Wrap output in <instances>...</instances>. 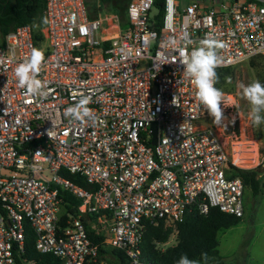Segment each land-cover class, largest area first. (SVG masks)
I'll return each instance as SVG.
<instances>
[{
    "label": "built area",
    "instance_id": "2783aa9c",
    "mask_svg": "<svg viewBox=\"0 0 264 264\" xmlns=\"http://www.w3.org/2000/svg\"><path fill=\"white\" fill-rule=\"evenodd\" d=\"M217 2L205 8L193 0L179 11L165 0L158 24L154 0H129L124 23L109 11L89 16L84 0H45L41 41L29 24L4 36L0 264H20L26 227L35 249L61 264H113L101 247L122 252L125 264H151L140 251L147 223L176 235L191 206L243 216L235 168L250 169L244 164L256 157L264 172V152L201 124L209 115L180 59L208 37L225 45L217 68L264 55V0ZM33 48L44 53L37 78L46 98L27 95L14 75ZM82 97L94 123L65 114ZM60 191L79 202L74 213L65 212Z\"/></svg>",
    "mask_w": 264,
    "mask_h": 264
},
{
    "label": "trees",
    "instance_id": "16d2710c",
    "mask_svg": "<svg viewBox=\"0 0 264 264\" xmlns=\"http://www.w3.org/2000/svg\"><path fill=\"white\" fill-rule=\"evenodd\" d=\"M89 16H95L99 11L117 13L122 23L126 20V5L129 0H84ZM165 0H154V7L158 11L156 19L158 24L164 11ZM45 0H0V43L4 36L16 26L29 24L32 28L33 38L42 40L41 28L44 24ZM257 60L264 61V55L253 57L249 63L255 65ZM218 89L230 92L235 81L232 67L216 68ZM264 152V151H263ZM236 175L241 177L244 186H250L254 193L259 192L261 180L257 168H235ZM68 178L76 181L81 186L89 188L88 184L77 174L65 173ZM77 177V178H76ZM63 199V208L67 213H74L78 201L65 191H60ZM67 218L66 213L61 215V221ZM242 217L220 211L217 207H210L206 214H202L195 206L186 210L184 219L177 224L176 242L161 249L160 245L166 243L172 234L171 227L153 226L149 223L143 231L140 243L141 256L151 264H178L181 256H187L198 264H223L222 256L218 250L217 233L236 225ZM97 239L102 240V236ZM100 252L104 258L113 264H125L126 259L122 252L101 247ZM202 254H206V257ZM20 264H61L59 258L51 253H40L35 249L33 232L26 227L24 249L17 257Z\"/></svg>",
    "mask_w": 264,
    "mask_h": 264
},
{
    "label": "rangeland",
    "instance_id": "374dc122",
    "mask_svg": "<svg viewBox=\"0 0 264 264\" xmlns=\"http://www.w3.org/2000/svg\"><path fill=\"white\" fill-rule=\"evenodd\" d=\"M175 1L178 4V10L183 11L186 5L193 0ZM213 2L217 3V0H213ZM232 70L236 78L233 87L230 92L223 91L224 98L221 107L225 119L220 125L215 126L220 129L227 140L237 139L243 145H248L251 149L257 148L259 152H263L264 124L259 128L252 125L249 119L250 106L246 100L241 98L239 84L244 83L247 85L255 80L264 84V61L257 60L255 65H252L248 60L233 66ZM201 124L204 126L214 125L210 116L203 120ZM234 134H236V137ZM247 155L252 156L253 154ZM256 161L255 157L254 161H249L244 165L255 168L257 166ZM224 168L226 169L227 166ZM257 170L261 174V168L258 167ZM260 180L259 192L254 193L250 186L244 188V215L241 220L236 225L217 233L218 250L223 257V264H264V180L261 177ZM175 242L176 235L172 234L169 240L161 244L160 247L165 249Z\"/></svg>",
    "mask_w": 264,
    "mask_h": 264
},
{
    "label": "clouds",
    "instance_id": "9594fccd",
    "mask_svg": "<svg viewBox=\"0 0 264 264\" xmlns=\"http://www.w3.org/2000/svg\"><path fill=\"white\" fill-rule=\"evenodd\" d=\"M170 43L175 44L176 41ZM223 43L217 42L214 38L208 37L186 53L180 59L183 68V76L195 86V99L198 106L202 107L212 117L214 125H220L225 119L222 110L224 93L215 85L218 82L216 68L220 66L221 60L217 55V48H223ZM44 62L43 50L33 48L25 60L19 63L14 69L18 85L25 89L29 96L46 98L47 91L44 82L39 80L38 74ZM240 96L249 104V119L252 125L259 128L264 124V84L258 80L245 85L239 84ZM175 98H173L174 103ZM89 100L82 97L78 103L66 110V115L75 120H85L94 123L95 117L87 107ZM234 119V118H233ZM231 122V121H230ZM206 257V254H202ZM178 264H198L187 256H181Z\"/></svg>",
    "mask_w": 264,
    "mask_h": 264
},
{
    "label": "crops",
    "instance_id": "0c3cea01",
    "mask_svg": "<svg viewBox=\"0 0 264 264\" xmlns=\"http://www.w3.org/2000/svg\"><path fill=\"white\" fill-rule=\"evenodd\" d=\"M217 4H218V2L215 3V2H213V0L212 1H208V0L207 1H203V6L205 8H208V7H211V6H217ZM259 177H261L264 180V172H261V174H259Z\"/></svg>",
    "mask_w": 264,
    "mask_h": 264
},
{
    "label": "water",
    "instance_id": "95a60500",
    "mask_svg": "<svg viewBox=\"0 0 264 264\" xmlns=\"http://www.w3.org/2000/svg\"><path fill=\"white\" fill-rule=\"evenodd\" d=\"M152 128L154 130V128H155V125L154 124L152 125ZM154 142H155V131H153V138H152L151 143L153 144Z\"/></svg>",
    "mask_w": 264,
    "mask_h": 264
}]
</instances>
